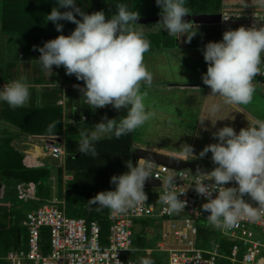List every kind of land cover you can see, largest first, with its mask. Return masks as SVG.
<instances>
[{
  "label": "clouds",
  "instance_id": "obj_1",
  "mask_svg": "<svg viewBox=\"0 0 264 264\" xmlns=\"http://www.w3.org/2000/svg\"><path fill=\"white\" fill-rule=\"evenodd\" d=\"M155 2L161 9V19L156 26L172 37L181 39L187 36L190 42L195 34L189 35L193 24L184 19L189 14L185 6L187 0ZM56 3L59 7L52 8L47 21H51L61 33L63 25L59 21L72 22L76 27L70 35L61 34L42 47L34 46V50L40 52L37 61L41 70L52 73L53 66H63L67 75H75L78 81H83V87H74L79 89L90 109L96 111L107 105L118 111L126 109V115L119 119L105 115L90 130L79 133V152L96 157L97 142L133 133L156 115L155 109L145 103L147 92L141 91L142 83L148 87L153 84V74L144 62V54L150 51L151 42L142 30L135 27L140 13L125 3L118 4L117 11L107 19L103 10L87 14L77 7V0H56ZM257 3L264 7V0H257ZM60 8L71 10L61 12ZM74 13L82 19H77ZM255 17L257 22L264 21ZM202 54L208 65L202 81L207 90L211 89V95L222 97L225 104H251L256 92L255 77L264 75V26L258 27L254 23L251 27L226 30L222 40L209 41ZM30 88L26 77L14 79L0 87V103H6L13 109L27 107L31 99ZM219 107L213 105L212 110L218 111ZM199 121L203 125L204 120ZM56 127L54 123L48 131L51 133ZM212 135L217 142L205 146L199 157L187 144L185 154L197 159L211 152L212 163L216 166L211 171L197 169L195 176L201 180L195 181V191L206 200L201 207L208 213L207 222L217 229L230 230L242 218L257 220L260 211L264 210V119H256L253 125L241 128L238 133L232 126L225 125ZM58 144L65 148L64 140ZM150 160L141 158L136 166L131 160L126 161L128 170L110 179L114 190L99 192L89 200L90 203L97 205L98 210L106 208L111 214L118 215L146 202L145 182L154 176L153 164L146 162ZM231 182L237 186L225 187ZM162 184L166 187L159 200L166 206V211L173 214L185 212L187 201L179 197L186 191H176V177L168 176ZM155 190L161 191V188ZM246 195L256 206L244 199ZM58 200L60 205L61 200ZM116 264H121L119 259H116ZM137 264H154V261L140 257Z\"/></svg>",
  "mask_w": 264,
  "mask_h": 264
},
{
  "label": "trees",
  "instance_id": "obj_2",
  "mask_svg": "<svg viewBox=\"0 0 264 264\" xmlns=\"http://www.w3.org/2000/svg\"><path fill=\"white\" fill-rule=\"evenodd\" d=\"M223 1L187 0L185 6L189 9L188 15H218L221 13ZM120 3H125L131 10L138 11L140 18L160 17L161 9L156 5L155 0H77V7L82 8L87 14L103 10L107 19L117 11V5ZM53 7H59L56 0H4L0 5L1 32L10 38L24 37L26 42H22L21 45L25 46L24 50H28L30 55L29 59L24 58L32 60L35 69L42 78L45 72L41 70L37 61L40 52L34 50V46L42 47L45 42L61 34L70 35L76 27L74 23L62 20L59 23L63 25V31L62 33L58 32L55 25L51 21H47V15L50 14ZM59 10L64 12L71 9L60 8ZM74 15L77 19H82L78 14L74 13ZM149 26L157 27L156 24ZM145 36L151 42L150 52L174 49V45L179 42L163 30L159 37L154 35V38H151L152 36L146 34ZM203 36L202 33L200 36L195 34L191 39L190 48L203 49L209 42L207 36ZM25 51L24 55L27 54ZM14 67L15 64L12 68ZM56 72L60 76L57 83L43 85L39 82L38 77L37 84L42 88H36L32 84L33 87L30 90H36V94L32 96L29 106L13 109L6 103H2L0 109V123L2 124L0 126V180L5 183L15 182L16 185L26 183L39 187L44 182H51L55 176L59 184L58 192H61L60 200H63L66 205V207L63 205L58 207L63 211L65 209L67 214L72 210L76 219H86L89 223L98 222L102 229L103 246L107 247L112 226L109 219L111 212L106 208L98 210V206L92 205L89 200L101 191L114 190V185L110 183L111 177L128 170L125 162L131 160L132 157L135 142L134 132L123 135L119 139L113 137L97 142L98 155L96 157L80 153L79 133L81 131L90 130L105 115L110 119H119L120 116L126 115V109L118 111L112 105H107L96 111L90 109L78 92L70 89L65 91L63 87L72 83L84 84V82L78 81L75 75H67L63 66ZM38 92L40 96H38ZM60 101L67 102V105H59ZM54 123L57 124V127L50 133L49 126ZM17 134L26 137L43 136L52 138L54 141L63 139L67 156L64 167H58L54 172L52 167L29 166L26 156L14 144ZM65 176H70L72 180L66 182ZM44 192L43 190V195H41L38 191L42 201H33L29 211L39 209L45 204L44 200L52 199V196H48V193L44 194ZM6 194L7 192L4 193V196ZM26 215L12 206L0 204V254L5 252L8 256L12 249L18 248L19 234L21 233L22 238V223ZM200 230L203 241L200 247L209 250L211 243L218 241L221 244L222 257L217 264H230L227 258L231 255L234 246L233 240L226 236L221 229L213 226L210 228L202 226ZM263 234L261 232L258 234L261 241L264 237ZM41 245L44 254L51 253L49 229L43 230ZM131 253L127 259L133 261L135 259ZM157 263L161 262L157 261Z\"/></svg>",
  "mask_w": 264,
  "mask_h": 264
},
{
  "label": "built area",
  "instance_id": "obj_3",
  "mask_svg": "<svg viewBox=\"0 0 264 264\" xmlns=\"http://www.w3.org/2000/svg\"><path fill=\"white\" fill-rule=\"evenodd\" d=\"M255 6H254V5ZM222 20L218 25L220 40L223 33L229 29H237L240 26L251 27L264 26V21L257 22L255 15L264 20V7H260L257 0H224L221 10ZM226 18L227 20H225ZM264 59V57L262 58ZM264 67V65H262ZM259 78L258 88L264 89V75ZM256 86V83L253 82ZM75 83L64 85V90H74L80 95ZM83 87L84 84H79ZM59 105L66 106L67 102L60 101ZM87 120V118H84ZM46 153L61 164H65V148L52 138H42ZM153 177L161 181L168 176L176 177V191H186L180 195V199L187 201L185 212L173 214L166 211V206L159 198L151 202L148 192L146 202L137 205L124 214H110L112 223L108 246L104 247L102 242V229L98 222L89 223L85 219H75L67 216L58 205L57 197L44 200L45 204L39 209L29 211L23 221V227L28 230V250L13 249L7 259L10 264H116L119 259L121 264H137L127 259L134 249V219L159 217L168 225L162 237L165 240H173V243L160 241L157 248L162 252H169V264H217L222 257L221 244L218 241L211 243L209 250L201 248V221H207V212L202 209L206 202L203 196L195 193L191 196V187L195 181L199 182L201 177L191 171H174L167 166L153 164ZM185 178V179H183ZM70 181V177L64 178ZM55 181V179H54ZM193 181V182H192ZM192 182V183H191ZM207 183V181L205 182ZM231 182L225 187H235ZM166 185H162L163 194ZM17 197L24 202L42 201L38 195L37 186L21 184L18 186ZM244 199L250 200L247 195ZM251 201V200H250ZM253 206L255 202L251 201ZM199 211L201 214H198ZM171 228V229H170ZM50 230L51 253L46 255L42 249V232ZM169 229V230H168ZM225 235L233 240L234 246L231 255L227 258L230 264H264V243L258 234L264 233V210L260 211L259 218L252 221L242 218L239 223L230 230H224ZM177 242V243H176Z\"/></svg>",
  "mask_w": 264,
  "mask_h": 264
},
{
  "label": "rangeland",
  "instance_id": "obj_4",
  "mask_svg": "<svg viewBox=\"0 0 264 264\" xmlns=\"http://www.w3.org/2000/svg\"><path fill=\"white\" fill-rule=\"evenodd\" d=\"M136 28L138 30L145 29L146 31H143L144 34L152 36L151 38H154V35L159 37L162 32L161 29L155 26L144 27L142 25H137ZM201 33L202 35L207 36L208 41L218 42L220 39L219 29L215 26H205L200 30L191 29L189 35L196 34L200 36ZM175 39L179 42L174 45V49L168 51H149L144 54V62L147 65L148 70L153 74V82L156 83L155 85L152 84L151 87L142 83L141 91L147 92L145 103L149 108L155 109L156 115L143 127L134 132V146L135 148L154 151L161 148L162 152L166 154H175L180 158H190L193 162L199 161L204 164L216 166L212 163L211 152L205 157L200 158L202 160H197L191 158L192 156L190 157L185 154V144L192 146L194 155L199 157V153L205 146L217 142V140L213 138L212 133L218 131L225 125L232 126L238 133L241 128L253 125L256 119H264V89L262 88L260 90L258 88L259 78L256 76L254 80L256 83V92L251 104L247 106L225 104L222 97L211 95V90H207L202 81V74L206 73L208 66L202 54L203 49H192V47L190 48V45H181V39L176 37ZM21 44L22 43H20V45ZM20 45L11 43L5 47V50L11 54L9 62L15 65L24 63L30 56L27 52L28 50H24L25 46ZM17 46L19 49L16 48ZM24 51L27 53L24 55L26 59L20 57V53L24 54ZM30 62L32 63V60H30ZM59 68L53 67L52 73L45 72L43 78L39 76V82L43 85L52 82L57 83L60 76L56 71ZM29 77L30 79L28 80H31L32 78L34 80L33 84L39 86L37 84L38 78L36 79V76L32 77L29 75ZM37 90L41 92V90ZM30 91V100H32V96L36 94V90ZM39 92L38 96H40ZM213 105H219V110L213 111ZM199 120H204L203 125ZM205 128L208 130L205 131ZM47 162L52 164L50 167L53 168V171L57 169L55 164L59 165L60 163L59 161L51 160L49 158L47 159ZM191 172L197 173V171L193 170H191ZM4 185L6 186L7 194L2 200H0V204L12 206L22 214H27L31 209L30 204H32L33 201L27 203L20 200L17 197V187L15 183L10 182L5 183ZM58 187L59 184L56 178L55 181L51 180V182L48 181L41 184L38 187V191L43 195L44 190V194L48 193V196L50 195L52 198L55 196L61 199V192H58ZM146 191L149 194L151 202L154 203L156 199L158 204L156 194L159 190L147 189ZM60 205L66 207L63 200H61ZM71 211L69 214L66 213L67 216L70 218H77ZM200 225L208 228L212 227V225L204 220L200 222ZM165 226L167 227L168 225L166 224ZM143 227H150L157 230L158 226L155 218L134 219L133 231L135 248L142 244V241L151 239V244L155 249L153 251L154 258L161 262L160 264H169V252L160 251L157 248L156 243L160 240L169 244L173 243V240H165L163 237L158 239L152 237L142 230ZM22 230V247L23 249L28 250L29 233L25 227H23ZM165 230L166 228L164 231ZM140 232L142 235L139 234ZM222 232L225 234L224 230H222ZM262 241L264 243V237ZM131 254L136 256L133 251ZM7 257V254L2 252L0 254V264H10Z\"/></svg>",
  "mask_w": 264,
  "mask_h": 264
},
{
  "label": "crops",
  "instance_id": "obj_5",
  "mask_svg": "<svg viewBox=\"0 0 264 264\" xmlns=\"http://www.w3.org/2000/svg\"><path fill=\"white\" fill-rule=\"evenodd\" d=\"M3 1L4 0H0V5L2 4ZM144 27H149V26H144ZM140 30L146 31L145 29L144 30L140 29ZM7 36L8 35H4L0 30V87H2L4 84H6V83H8L14 79H18L20 77H26L27 82L30 84L31 87H33L32 84H33L34 80L32 78H31L32 81L28 80V79H30L29 75H31L32 77L36 76V78L39 77L38 71L35 69L33 63H31L30 60H26L24 63L15 65V67L12 68L13 64L11 62H9V60L11 58V54L5 50V47L8 44L15 43L17 45H20V43L26 42V40L24 39V37H20V36H14L11 38L7 37ZM180 43H181V45H185V46L191 45L190 42L187 40V36L182 37ZM185 46H183V47H185ZM20 57L23 58L25 56H24V54L20 53ZM34 72L35 73L37 72V73L35 74ZM155 83L156 82H153V85H155ZM34 86H36V85H34ZM36 88H42V87L36 86ZM1 105H2V103H0V109H1ZM1 125L2 124L0 123V126ZM14 144L16 145L18 150L26 156V160H27L29 166H31V167H37V166L38 167L39 166L50 167V165H52V164H49V162H47V159L49 158L52 160L53 158H51L46 153L44 143L39 137H34V136L26 137V136H22V135L17 134ZM155 151L162 152L161 148L158 150L156 149ZM173 155H175V154H173ZM175 156L178 157V155H175ZM195 156H192V157L190 156V157L195 159ZM197 160H202V159L197 158ZM55 165H56V168H58V167H60L61 163H59V165L58 164H55ZM6 183H10V182H6ZM11 183H15V182H11ZM4 184H5V182H4ZM15 185H16V183H15ZM16 187H18V185H16ZM5 192H6V186H4V193ZM160 193H161V191H158V193L156 194L157 199L159 198ZM155 201H156V199H155ZM247 201L251 202L250 200H247ZM154 218H155L156 224L158 226L157 230H154L150 227H147V228L143 227L142 230L145 233H147L148 235H151L152 237H156L158 239V238L162 237L163 233L166 231V230L164 231V229L167 227L165 226L166 225L165 220L158 218V217H154ZM143 219H147V218H143ZM139 234L142 235L141 232ZM159 241H157L156 245L159 243ZM19 244H20V240L18 241L17 250H19L21 248L23 249L22 238H21V246ZM14 249H16V248H14ZM154 250L155 249L151 244V239H149L147 241L146 240L142 241V244H140L137 248H135V245H134V249L132 251H133V253L136 254V256H134L132 254V257L135 259L133 261L137 262L138 258L147 257V258L152 259L154 261V264H158L157 263L158 260L156 258H154V256H153Z\"/></svg>",
  "mask_w": 264,
  "mask_h": 264
},
{
  "label": "water",
  "instance_id": "obj_6",
  "mask_svg": "<svg viewBox=\"0 0 264 264\" xmlns=\"http://www.w3.org/2000/svg\"><path fill=\"white\" fill-rule=\"evenodd\" d=\"M161 17H152V18H139L137 21L138 25L142 26H149L157 24L160 21ZM184 19L193 24V29H201L205 26H215L219 27L218 25L221 23L222 16L221 15H187ZM219 29V28H218ZM211 90V89H210ZM58 143H63L62 139H58ZM141 158H151L150 161L152 164L158 166H167L171 170L174 171H197L200 169L201 171H211L215 166H211L208 164H204L199 161L193 162L190 158H179L173 154H166L163 152H158L149 149L143 148H135L133 149L131 161L133 166H136L139 159ZM162 182L156 180L154 177H150L145 182L144 189H160L162 188ZM4 182L0 181V200L3 199L4 196ZM195 184L191 187V196H195ZM20 246H21V234H19Z\"/></svg>",
  "mask_w": 264,
  "mask_h": 264
}]
</instances>
